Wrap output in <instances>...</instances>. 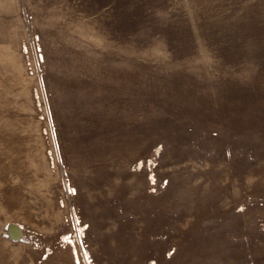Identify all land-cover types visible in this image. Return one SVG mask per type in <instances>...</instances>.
I'll list each match as a JSON object with an SVG mask.
<instances>
[{
    "label": "rangeland",
    "instance_id": "obj_1",
    "mask_svg": "<svg viewBox=\"0 0 264 264\" xmlns=\"http://www.w3.org/2000/svg\"><path fill=\"white\" fill-rule=\"evenodd\" d=\"M0 264H264V0H0Z\"/></svg>",
    "mask_w": 264,
    "mask_h": 264
},
{
    "label": "bare ground",
    "instance_id": "obj_2",
    "mask_svg": "<svg viewBox=\"0 0 264 264\" xmlns=\"http://www.w3.org/2000/svg\"><path fill=\"white\" fill-rule=\"evenodd\" d=\"M10 232H11V234L12 235H21V236H23V232H22V229H21V227H19L18 225L17 226H15V225H11V229H10Z\"/></svg>",
    "mask_w": 264,
    "mask_h": 264
},
{
    "label": "water",
    "instance_id": "obj_3",
    "mask_svg": "<svg viewBox=\"0 0 264 264\" xmlns=\"http://www.w3.org/2000/svg\"><path fill=\"white\" fill-rule=\"evenodd\" d=\"M15 236H17L18 237V235L16 234ZM20 236V235H19Z\"/></svg>",
    "mask_w": 264,
    "mask_h": 264
}]
</instances>
